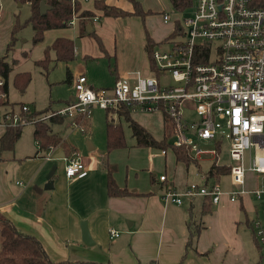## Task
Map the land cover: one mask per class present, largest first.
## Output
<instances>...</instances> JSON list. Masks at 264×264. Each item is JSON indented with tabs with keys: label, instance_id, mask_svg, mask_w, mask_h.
Instances as JSON below:
<instances>
[{
	"label": "crops",
	"instance_id": "crops-1",
	"mask_svg": "<svg viewBox=\"0 0 264 264\" xmlns=\"http://www.w3.org/2000/svg\"><path fill=\"white\" fill-rule=\"evenodd\" d=\"M97 1L110 5L106 0H83L81 7L82 11L94 12V18H98L90 26L91 31L100 39H97L100 43L99 51L95 48L94 54H88L90 52L86 43L90 37L81 35L79 17L75 20L79 25L75 36L52 35L53 42L64 37L71 39L75 45L77 38L75 53L82 51V55L92 60L108 57L109 71L115 77V82L119 77L135 71L149 75L151 56L146 50L147 44L143 54L136 56L130 66H125L121 59L117 62V56L114 55L116 66L113 67L111 58L114 56L105 50V47L108 49L110 39H114V42L111 40L113 44L116 43L118 26L124 23V18L131 19L128 16L133 15L136 8L135 11L126 9L125 12L131 13L127 16L107 17L102 10L96 8ZM84 2L87 4L83 6ZM67 29L69 28L49 30L46 35L51 31ZM174 29L175 24L169 37ZM164 40L152 38L155 46H162L166 41ZM95 42L94 46H97L98 42L97 45ZM70 75L71 83H75L85 73L70 72ZM88 84L93 87L89 80ZM72 99L74 101L75 96ZM9 107L12 106L8 105L7 109ZM137 113H133L132 118ZM111 117L117 120L114 115ZM119 121L128 124L124 117ZM161 121L165 131L163 137H159L158 130L146 122H137L157 140L161 141L166 137L172 143L173 140L166 133L167 128L171 131L170 124H166L163 115ZM29 125L31 124L26 126ZM57 134L62 137L60 133ZM68 143L86 166L81 177L73 182L67 178L65 168L67 158L72 157L74 151L67 155L60 146L43 150L36 141L29 147L18 143L13 151H1L0 251L1 221L7 219L20 232L38 239L54 264H250L251 256L246 240L249 239L248 232L253 230V220L250 217L256 214L253 198L258 200L253 192L238 195L236 201H231L230 196L224 194L219 203L208 206L210 211L206 214L203 212L205 200L199 207L195 206L198 197H183L180 205L166 202L162 198L166 186H172L183 193L195 177H201L204 184L217 181L221 185L224 180H230L231 185L228 184L226 189L222 187L223 184L221 187L225 192L233 190L230 174L207 176L214 161L228 166L227 162L219 159L222 146L217 155H208L212 156L210 167L204 169L201 166L202 157L196 159L200 167H192V164L187 166L177 160L173 149H167L163 153V149L139 147L133 137L130 141L126 139V147L110 152L107 146L93 145L90 141L87 151H79ZM62 153L66 157L57 158ZM110 173L120 188L132 193L110 196ZM162 176L166 177L164 181L160 180ZM263 183V177L249 172L247 188L255 189ZM195 209H198L199 219L195 217ZM254 217L252 215V219ZM84 221L93 245H87L83 240ZM111 230L119 233V236L112 238ZM254 239L257 240L256 237ZM257 246L260 248L258 243Z\"/></svg>",
	"mask_w": 264,
	"mask_h": 264
},
{
	"label": "built area",
	"instance_id": "built-area-1",
	"mask_svg": "<svg viewBox=\"0 0 264 264\" xmlns=\"http://www.w3.org/2000/svg\"><path fill=\"white\" fill-rule=\"evenodd\" d=\"M71 1L75 5L83 0ZM191 10L174 22L175 29L164 42L168 48L153 50L149 75L135 71L119 77L113 87L101 89L91 87L87 77L80 75L74 83L75 100L51 116L85 128L82 121L89 118L93 106L111 112L125 108L131 114L159 113L169 120L173 146L189 148L194 159L217 155L218 146L227 141L230 176L238 187L225 192L217 181L202 186L190 183L179 193L166 186L164 201L180 205L183 197H204L217 204L224 194L236 201L248 192L264 201V183L247 188L249 172L264 178V0H195ZM77 18L75 13L72 25ZM163 21L170 23L171 15L164 13ZM6 84L0 73V89ZM6 94L1 91L0 97L6 99ZM0 108L5 110L0 126L6 130L34 124L26 119L31 113L26 105L19 112L5 105ZM189 115L195 119L189 121ZM213 142L211 150L201 144ZM76 156L74 151L67 158L65 173L70 182L86 170ZM253 225L259 230L253 232L264 256V226ZM110 235L116 238L119 233L111 230Z\"/></svg>",
	"mask_w": 264,
	"mask_h": 264
},
{
	"label": "rangeland",
	"instance_id": "rangeland-1",
	"mask_svg": "<svg viewBox=\"0 0 264 264\" xmlns=\"http://www.w3.org/2000/svg\"><path fill=\"white\" fill-rule=\"evenodd\" d=\"M106 2L124 11H126V9L135 11L136 5L139 4L145 12H148L146 16L133 14L128 16L131 17V19L124 18L126 19L124 23L122 22L118 26L119 28L117 27L118 36L116 43L113 44L111 42L112 39H110L108 49L104 45L105 50L110 52L109 55L112 54L113 56H117V62L121 59L125 66H130L136 56H141V54H143L148 36L151 39H167L172 32L171 29L172 26H174V22L179 19H184L192 12L191 8L184 12L176 11L169 0H106ZM19 4L21 3L15 0H0V60L2 59V61H7L12 67V71L8 78L9 95L8 93L6 94V99L0 97V106L11 105L15 112L21 111L22 105L28 106L31 109V113H37V115L30 116L28 119V121H34L35 124L37 121L46 122L48 120L47 117H50L52 114L62 110L69 103L73 102V99L71 100V98L75 96L74 82H66L69 70L73 74L84 72L89 80V83L92 84L94 88L100 89L114 86L115 77L109 71L108 57L92 60L91 58H87L85 55H82V51H79V53H75V58L70 62H53L55 59V53L50 51L49 54L52 61L49 63V71L46 72L44 68L38 66L37 62L45 59L47 50L54 40V37L51 39L52 35L55 36L56 34H65L68 36H75L79 29V25L77 22H74L73 26L65 31H51L49 34H45V39L42 43L35 44V32L33 25L28 23L31 17V6L29 3ZM86 4L87 3L84 2L83 6ZM89 4L91 5L92 2ZM164 13L171 15L172 21L170 24L164 23ZM17 23L20 25V28L15 34L16 41L14 48L7 51V47L12 40L13 29ZM86 36L90 37V40L87 41L86 44L87 50L90 52L88 54L92 55L95 52V48L98 51L100 50V43L97 41L95 36L88 34ZM75 41V47H77V38ZM95 41L98 42V45ZM112 41L114 42V39ZM94 42L97 46H94ZM167 48L168 46L163 44L162 47L157 45L154 49L163 50ZM105 50L103 49L104 52H107ZM115 56L111 58L112 65L116 62ZM22 74H28L31 76V82L26 87L22 86V84L17 80L18 76ZM3 111L5 110L0 108V119ZM112 115H114L115 119H117L116 121L120 120V117L116 112ZM106 118V110L101 109L98 106H93L90 109L89 118L82 121V125L85 128L78 127L73 124L70 125V122L66 119L65 123L51 124V130L53 134L60 133L64 139L70 142L79 151H87V149H89L88 141H90L93 145L95 143L99 146L101 145L102 147L107 146ZM133 118L136 121L146 122L154 129L156 128L158 130L159 137H163L165 135L164 125L163 121H161L160 114H146L139 112L133 116ZM187 118L189 121H192L195 119V116L189 115ZM34 124L24 126L22 128V137L16 142V144L19 143L20 146L29 147L33 141H36L33 136L35 128ZM121 124L125 138L130 141L132 139V132L129 125L125 121H122ZM53 130L57 133H54ZM3 131H5V129L0 127V136ZM169 131L170 130L167 128L166 133L168 138L172 141L175 139V136L171 131V133ZM66 140L64 141L65 144L69 145L68 152L70 154L75 149L72 146L70 148V144ZM201 144L207 150L214 149L215 147L214 142ZM208 155H204L205 157L201 158V160H203V162H201V166L204 169H206V167H210L209 162L212 156ZM229 157L230 145L227 141H225L221 147L219 159L227 162L228 164ZM57 161L59 162V160ZM192 165V167H197L194 164ZM200 178L195 177L191 183H196L201 186L204 185V183H202V179ZM222 184V187L226 189L228 184L231 185V181L224 180ZM233 187L236 189L237 186L233 185ZM204 200V197L196 198V208L199 207ZM253 205L256 207V214H252L255 217L252 219L251 215L250 220H253L254 223L261 222L264 226V201L253 198ZM197 210L198 209L194 210L195 217L196 219H199L200 216ZM252 227L254 228V232L257 233L259 231L253 224ZM253 230L248 232L247 237H249V239L246 240L251 256L250 264H264V256L261 252V248H257V243L259 245L260 243L258 240L255 241V234ZM261 256L263 257L262 259Z\"/></svg>",
	"mask_w": 264,
	"mask_h": 264
},
{
	"label": "trees",
	"instance_id": "trees-1",
	"mask_svg": "<svg viewBox=\"0 0 264 264\" xmlns=\"http://www.w3.org/2000/svg\"><path fill=\"white\" fill-rule=\"evenodd\" d=\"M21 4L29 3L31 6V17L28 23L33 25L34 29V42L35 44L42 43L45 39V34L49 30L54 29H66L72 26L74 14L78 13L80 18L81 35H93L100 41L95 35L94 31L88 32L89 25L92 24L95 17V13L92 11L81 10V4L78 2L73 5L71 0H15ZM176 11L184 12L192 7L195 0H169ZM45 3L50 6L51 9L45 13H41V3ZM96 8L104 12V16H127L131 13H127L120 8L106 5L103 1H97L95 3ZM136 11L132 14H139L146 16L148 12H144L141 6L136 5ZM20 25H15L12 33V40L7 47V51L14 48L16 41V32ZM22 27V25H21ZM154 43L148 36L146 50L149 56L152 55L154 50ZM55 53V59L53 62L65 61L70 62L75 58V45L69 38L60 37L57 38L53 44L48 48L47 54L44 60L37 62L38 66L49 71V63L52 61L49 52ZM113 67L116 66V62ZM12 71L11 65L7 61L0 60V73L7 79V84L0 91L9 92L8 78ZM18 82L22 86H28L31 82V76L28 74H22L18 76ZM66 82L71 83V75L68 71V77ZM1 102V101H0ZM118 116L124 117L129 124V128L132 131V137L136 139L137 146L146 148H158V149H173L178 161L185 163L187 166L194 164L200 167L199 162L192 156L191 150L187 147H174L173 144L165 137L163 140H157L146 128L139 124L132 118V114L125 108H119L115 111ZM114 111H107L106 118V140L107 150L110 152L115 149L124 148L127 146L126 138L123 131V127L120 121L114 120L110 117ZM37 115L36 112L29 113L26 117L28 120L30 116ZM167 119V118H166ZM65 118L62 116H51L46 122L37 121L35 123L34 138L38 142L39 146L43 150H49L58 146H61L67 155L69 154V145L65 144V141L57 134H53L51 130V124L64 123ZM169 123V120H166ZM165 121V122H166ZM167 124V122H166ZM22 128H11L5 131L0 139L1 151H13L16 142L21 138ZM71 148V147H70ZM220 148L218 146V153ZM221 174H230V168L225 165H220L217 161H214L207 174L208 177H218ZM108 193L110 196H124L129 195L132 192L127 189H122L118 186L112 174L108 177ZM212 202L209 198H205L204 214L210 211L208 206H211ZM1 251H0V264H54L50 261L47 253L45 252L42 244L35 237L26 235L20 232L16 226L9 220L4 219L1 221Z\"/></svg>",
	"mask_w": 264,
	"mask_h": 264
},
{
	"label": "water",
	"instance_id": "water-1",
	"mask_svg": "<svg viewBox=\"0 0 264 264\" xmlns=\"http://www.w3.org/2000/svg\"><path fill=\"white\" fill-rule=\"evenodd\" d=\"M21 5V4H19ZM51 9L50 6L46 5L44 2L41 3V13L45 14L47 13L49 10ZM92 30V27L89 25L88 27V32H90ZM65 154L62 153L61 155H58L57 158H65ZM52 185V183H49V185ZM49 188V187H47ZM82 234H83V240L87 245H93V241L91 239L90 233L88 231V227H87V223L86 221L82 222Z\"/></svg>",
	"mask_w": 264,
	"mask_h": 264
}]
</instances>
